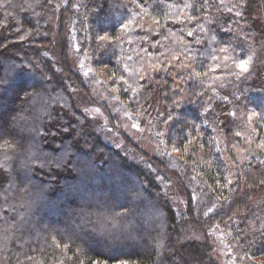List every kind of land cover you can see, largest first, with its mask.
<instances>
[{
	"label": "trees",
	"instance_id": "1",
	"mask_svg": "<svg viewBox=\"0 0 264 264\" xmlns=\"http://www.w3.org/2000/svg\"><path fill=\"white\" fill-rule=\"evenodd\" d=\"M72 29L159 156L78 104ZM261 145L264 0H0V264H264Z\"/></svg>",
	"mask_w": 264,
	"mask_h": 264
},
{
	"label": "rangeland",
	"instance_id": "2",
	"mask_svg": "<svg viewBox=\"0 0 264 264\" xmlns=\"http://www.w3.org/2000/svg\"><path fill=\"white\" fill-rule=\"evenodd\" d=\"M70 34L72 41L71 54L76 60L78 71L86 77L93 100V103H90L84 98L79 97V95H76L78 104L89 115V117L95 119L98 124H101L105 133L113 138L111 140V144L116 145L124 151V148H127L121 137L113 131L110 123V115L116 118L119 117L118 122L121 129L126 132L127 136L133 143H137L140 146L141 150H146L149 154L159 156V148L152 140V131L148 130V128L141 129L134 121H132L128 111L119 105L112 95L107 93L98 78L92 76L93 73H91L87 56L79 54L78 52V45L74 40L75 31L72 29ZM129 158L132 159V157ZM166 192L174 201L178 209H182L181 207L184 208L183 195L176 182L168 184ZM195 201L201 202L199 198ZM210 234L216 246L215 255L221 264H243L239 260V256L234 250L233 244H231V233L228 229L219 230L217 232L213 231Z\"/></svg>",
	"mask_w": 264,
	"mask_h": 264
},
{
	"label": "snow or ice",
	"instance_id": "3",
	"mask_svg": "<svg viewBox=\"0 0 264 264\" xmlns=\"http://www.w3.org/2000/svg\"><path fill=\"white\" fill-rule=\"evenodd\" d=\"M107 38L106 37H101V40H106ZM248 61H241L239 64H238V68L240 69L241 72H248L249 68H248ZM261 147H264V145H261Z\"/></svg>",
	"mask_w": 264,
	"mask_h": 264
}]
</instances>
